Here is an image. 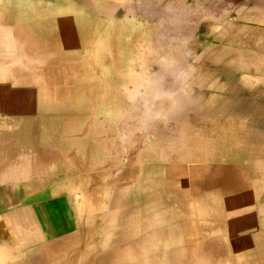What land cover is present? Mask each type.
Returning <instances> with one entry per match:
<instances>
[{
	"label": "rangeland",
	"instance_id": "374dc122",
	"mask_svg": "<svg viewBox=\"0 0 264 264\" xmlns=\"http://www.w3.org/2000/svg\"><path fill=\"white\" fill-rule=\"evenodd\" d=\"M32 10L50 15L45 56L22 34ZM235 12L219 0H0V83L37 97L21 139L49 244L25 264H264L246 104L226 85L243 76L210 48Z\"/></svg>",
	"mask_w": 264,
	"mask_h": 264
},
{
	"label": "crops",
	"instance_id": "0c3cea01",
	"mask_svg": "<svg viewBox=\"0 0 264 264\" xmlns=\"http://www.w3.org/2000/svg\"><path fill=\"white\" fill-rule=\"evenodd\" d=\"M219 1L236 12L212 34L210 48L219 53L217 61L225 70L243 76L227 80L226 85L236 87L230 92L240 102L244 99V108L246 104L243 134L253 167V213L264 219V0ZM21 91L29 92L25 103ZM36 109L34 90L0 83V264H25L49 244V230L31 201L37 189L27 179L30 160L21 139V124L35 116Z\"/></svg>",
	"mask_w": 264,
	"mask_h": 264
},
{
	"label": "bare ground",
	"instance_id": "6f19581e",
	"mask_svg": "<svg viewBox=\"0 0 264 264\" xmlns=\"http://www.w3.org/2000/svg\"><path fill=\"white\" fill-rule=\"evenodd\" d=\"M30 17L35 22L32 23L31 22V19L28 20L29 22H31V24H29L28 26H26L27 29H26V27H24V29H23L24 31H23L22 34L23 35H29V36L37 39V41L40 42V47L39 48H41V51H43V54L45 56L47 54V50L46 49L48 48V38H49V35H50V15L47 14V12L44 11V10L41 13H39L38 11L32 10V13H31ZM23 18H24V16H22L21 12L18 13V18H17L18 19V22H20L21 19H23ZM28 21H27V23H28ZM19 24H21V23H19ZM19 31L22 32L21 26H20ZM31 43L33 44L32 41H31ZM44 61L46 62L47 59L45 58ZM43 255H44V253H43ZM47 263H48V261H47Z\"/></svg>",
	"mask_w": 264,
	"mask_h": 264
}]
</instances>
